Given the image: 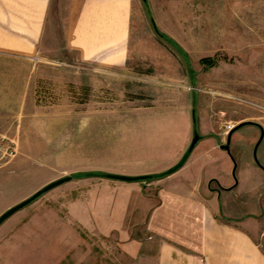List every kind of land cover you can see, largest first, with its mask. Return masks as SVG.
Segmentation results:
<instances>
[{
	"label": "rangeland",
	"instance_id": "374dc122",
	"mask_svg": "<svg viewBox=\"0 0 264 264\" xmlns=\"http://www.w3.org/2000/svg\"><path fill=\"white\" fill-rule=\"evenodd\" d=\"M134 2L126 70L88 74L76 63L44 64L26 111L0 128L16 148L0 163V215L66 175L134 176L159 165L171 155L163 148L173 137L182 87L195 94L190 143L203 111L222 119L229 108L234 119L251 117L221 150L231 166L218 178L221 185L233 179L227 189L236 183L227 197L238 206L247 202L250 178L241 177L236 157L247 154L259 164L264 156V0ZM209 55L217 65L205 69L199 60ZM125 182L136 181L73 177L17 210L0 224V264H136L113 235H101L107 224L128 221L132 191L105 185Z\"/></svg>",
	"mask_w": 264,
	"mask_h": 264
},
{
	"label": "crops",
	"instance_id": "0c3cea01",
	"mask_svg": "<svg viewBox=\"0 0 264 264\" xmlns=\"http://www.w3.org/2000/svg\"><path fill=\"white\" fill-rule=\"evenodd\" d=\"M134 1L0 0V128L26 111L28 94L44 64L76 63L88 74L126 70ZM188 73L191 78L197 74ZM182 89L179 111L174 114L178 120L170 125L173 139L163 148H169L171 155L138 175L167 170L187 149L194 132L189 119L190 93L195 94ZM197 102L198 109L204 107V101ZM229 110L222 119L214 113H200L201 139L192 149L201 146L196 152L191 150L173 173L128 184H105L132 191L128 221L121 228L107 224L100 234L113 235L122 254L133 263L264 264V156L259 164L247 154L236 157L241 177L250 178L244 205L227 197L236 186L226 187L233 179L224 185L218 180L219 171L231 166L221 145L237 125L251 118L234 119ZM227 123L232 125L229 132L224 128ZM181 131L183 137L176 142Z\"/></svg>",
	"mask_w": 264,
	"mask_h": 264
},
{
	"label": "water",
	"instance_id": "95a60500",
	"mask_svg": "<svg viewBox=\"0 0 264 264\" xmlns=\"http://www.w3.org/2000/svg\"><path fill=\"white\" fill-rule=\"evenodd\" d=\"M250 122H244L241 123L239 125H237L234 129L239 128L240 126H242L243 124H247ZM230 137V136H229ZM228 137L227 142L225 144L221 145L222 149L228 150L229 148V142H230V138ZM199 140V136L197 134L194 135L189 148L184 152L183 156L181 157V159L172 167L168 168L167 170L164 171V174L168 175L173 173L174 171H176L178 168H180L182 166V164L185 162V160L187 159L190 151L192 150V148L194 147V145L197 143V141ZM86 176H98V177H105V178H109V179H114V180H121V181H139V180H144L146 178H148L150 175L149 174H143V175H125V174H115V173H109V172H93V171H89L86 172ZM73 177H78V174H73V175H66L63 176L61 178H58L54 181L49 182L48 184L44 185L42 188L38 189L36 192H34L31 196L27 197L26 199H24L23 201L19 202L18 204L8 208L7 210H5L1 215H0V224L6 220L8 217H10L12 214H14L17 210L23 208L24 206H26L27 204H29L30 202L34 201L35 199H37L39 196H41L42 194H44L45 192L51 190L52 188L67 182L69 180H71Z\"/></svg>",
	"mask_w": 264,
	"mask_h": 264
},
{
	"label": "built area",
	"instance_id": "2783aa9c",
	"mask_svg": "<svg viewBox=\"0 0 264 264\" xmlns=\"http://www.w3.org/2000/svg\"><path fill=\"white\" fill-rule=\"evenodd\" d=\"M225 132H229L232 129V125L227 123L224 126ZM16 148L14 141L6 136H0V163L4 164L11 157L15 155Z\"/></svg>",
	"mask_w": 264,
	"mask_h": 264
},
{
	"label": "trees",
	"instance_id": "16d2710c",
	"mask_svg": "<svg viewBox=\"0 0 264 264\" xmlns=\"http://www.w3.org/2000/svg\"><path fill=\"white\" fill-rule=\"evenodd\" d=\"M154 28H156L154 26ZM200 62L205 66V67H213L217 65V60L213 57H204L200 59ZM199 136V135H198ZM201 138V136H199V139ZM96 172V171H95ZM99 172V171H97ZM74 174H78L77 178H81V177H87L86 176V172H76ZM150 176L144 180H149V179H156V178H161L163 176H166V174H164L163 172L160 173H155V174H149ZM140 181V180H139Z\"/></svg>",
	"mask_w": 264,
	"mask_h": 264
}]
</instances>
